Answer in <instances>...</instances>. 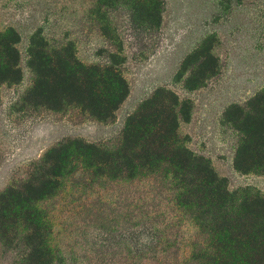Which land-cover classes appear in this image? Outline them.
Here are the masks:
<instances>
[{
	"label": "trees",
	"instance_id": "1",
	"mask_svg": "<svg viewBox=\"0 0 264 264\" xmlns=\"http://www.w3.org/2000/svg\"><path fill=\"white\" fill-rule=\"evenodd\" d=\"M90 1L85 22L108 46L98 51L102 61L84 64L73 41H53L37 30L27 49L33 81L24 101L49 111L75 108L107 122L129 94L121 70L126 62L122 34L128 31L143 44L151 40L160 33L165 2ZM19 42L14 29L0 32V84L22 81ZM207 43L182 64V71L190 73L189 90L216 73ZM189 111L174 93L158 88L127 117L116 147L80 139L56 144L30 165L25 180L0 193V247L15 253L17 264H57L50 245L52 223L43 203L61 195L68 183L91 192L110 182L128 189L120 257L116 261L100 254L102 258L89 264H264V196L230 192L209 160L180 143L179 122L189 119ZM224 118L238 136L235 169L264 176V90L244 106L228 107ZM186 225L195 230L188 251L183 249Z\"/></svg>",
	"mask_w": 264,
	"mask_h": 264
},
{
	"label": "rangeland",
	"instance_id": "2",
	"mask_svg": "<svg viewBox=\"0 0 264 264\" xmlns=\"http://www.w3.org/2000/svg\"><path fill=\"white\" fill-rule=\"evenodd\" d=\"M164 2L160 33L145 45L128 31L122 34L126 62L121 70L129 94L114 118L98 122L75 108L49 111L24 101L33 81L27 49L37 30L53 41H73L84 64L102 61L98 51L108 46L85 22L91 1L0 0V32L12 28L19 34L16 47L22 71L20 83L0 84V193L25 180L30 165L65 139L116 147L127 117L156 89L164 88L190 107L189 119L179 122L180 143L209 160L230 192L248 190L264 196V176L235 169L238 136L224 118L228 107L244 106L264 90V0ZM206 40L216 59V73L203 86L189 90L190 73L182 71V64ZM127 190L122 183L108 182L89 192L68 183L61 195L43 203L52 223L50 245L57 253V264H89L102 258L100 254L119 260ZM132 201L137 205L136 197ZM97 212L101 215L93 217ZM182 233L183 249L188 251L195 230L186 225ZM112 236L116 245L109 242ZM0 264H17L15 253L0 247Z\"/></svg>",
	"mask_w": 264,
	"mask_h": 264
}]
</instances>
